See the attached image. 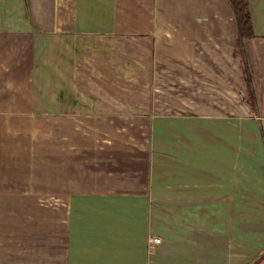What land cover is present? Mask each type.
Listing matches in <instances>:
<instances>
[{
	"label": "crops",
	"instance_id": "obj_1",
	"mask_svg": "<svg viewBox=\"0 0 264 264\" xmlns=\"http://www.w3.org/2000/svg\"><path fill=\"white\" fill-rule=\"evenodd\" d=\"M248 9L240 48L228 0H0V264H264V0ZM65 120L74 191L36 174Z\"/></svg>",
	"mask_w": 264,
	"mask_h": 264
},
{
	"label": "rangeland",
	"instance_id": "obj_2",
	"mask_svg": "<svg viewBox=\"0 0 264 264\" xmlns=\"http://www.w3.org/2000/svg\"><path fill=\"white\" fill-rule=\"evenodd\" d=\"M44 126V125H43ZM46 126H44L45 128ZM52 132H58L59 130L63 133H71V136L63 135H51L49 136L51 144V158L44 160L43 154L41 151L38 152V157L36 156V174L44 176L47 179H60L63 182L62 186H65L66 189L62 188L59 185L57 186L58 190L74 191L78 190V150L76 139L78 136L74 137V129L78 131V121H51V125L47 126ZM46 129V128H45ZM59 131V132H60ZM70 135V134H69ZM43 137L40 136V143L42 142ZM36 148L39 149V146L36 145ZM59 150L61 151L58 154ZM66 178V179H63ZM49 179V180H50ZM70 181V183H68ZM54 184H52L53 186Z\"/></svg>",
	"mask_w": 264,
	"mask_h": 264
},
{
	"label": "trees",
	"instance_id": "obj_3",
	"mask_svg": "<svg viewBox=\"0 0 264 264\" xmlns=\"http://www.w3.org/2000/svg\"><path fill=\"white\" fill-rule=\"evenodd\" d=\"M228 3L234 14V19L238 34L237 42L239 44V47L241 48L242 40L249 39L254 36L250 12L248 9V0H228ZM243 61H244L243 62L244 76L247 83V103L251 108H254V111L256 112V103L250 84L249 72H248L245 55L243 57ZM252 264H255V262Z\"/></svg>",
	"mask_w": 264,
	"mask_h": 264
},
{
	"label": "built area",
	"instance_id": "obj_4",
	"mask_svg": "<svg viewBox=\"0 0 264 264\" xmlns=\"http://www.w3.org/2000/svg\"><path fill=\"white\" fill-rule=\"evenodd\" d=\"M149 242L153 245H158L161 242V239L159 237H151L149 239Z\"/></svg>",
	"mask_w": 264,
	"mask_h": 264
}]
</instances>
